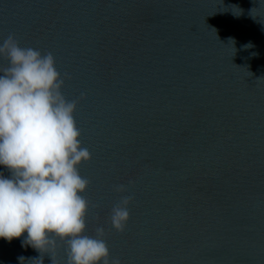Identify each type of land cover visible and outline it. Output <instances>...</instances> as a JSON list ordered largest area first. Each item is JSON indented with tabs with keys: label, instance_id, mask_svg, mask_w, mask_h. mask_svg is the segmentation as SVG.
<instances>
[{
	"label": "water",
	"instance_id": "water-1",
	"mask_svg": "<svg viewBox=\"0 0 264 264\" xmlns=\"http://www.w3.org/2000/svg\"><path fill=\"white\" fill-rule=\"evenodd\" d=\"M9 35L51 53L76 101L83 234L103 229L109 264H264V0H0ZM24 235L0 264H68L65 240Z\"/></svg>",
	"mask_w": 264,
	"mask_h": 264
},
{
	"label": "clouds",
	"instance_id": "clouds-1",
	"mask_svg": "<svg viewBox=\"0 0 264 264\" xmlns=\"http://www.w3.org/2000/svg\"><path fill=\"white\" fill-rule=\"evenodd\" d=\"M0 55L9 62L0 71V166L9 173H0V238L11 241L26 233L21 246L41 253L58 237L67 243L68 264H109L103 229L97 228L96 237L83 234L87 202L81 193L88 181L77 165L90 153L80 145L76 101L62 95L64 80L52 54L22 48L9 35ZM130 199L124 196L112 208L116 231L129 219ZM111 264L120 261L112 258Z\"/></svg>",
	"mask_w": 264,
	"mask_h": 264
}]
</instances>
